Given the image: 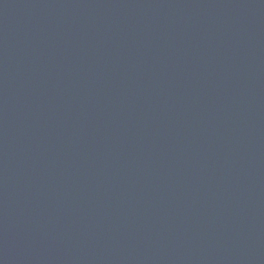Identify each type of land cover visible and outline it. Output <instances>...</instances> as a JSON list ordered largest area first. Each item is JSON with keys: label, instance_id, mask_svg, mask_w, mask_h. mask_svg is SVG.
<instances>
[{"label": "water", "instance_id": "1", "mask_svg": "<svg viewBox=\"0 0 264 264\" xmlns=\"http://www.w3.org/2000/svg\"><path fill=\"white\" fill-rule=\"evenodd\" d=\"M0 264H264V0H0Z\"/></svg>", "mask_w": 264, "mask_h": 264}]
</instances>
